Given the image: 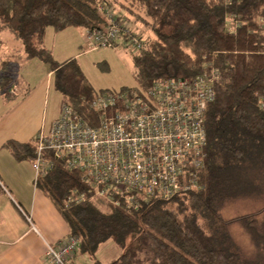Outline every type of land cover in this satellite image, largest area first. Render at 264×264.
<instances>
[{
    "label": "trees",
    "instance_id": "16d2710c",
    "mask_svg": "<svg viewBox=\"0 0 264 264\" xmlns=\"http://www.w3.org/2000/svg\"><path fill=\"white\" fill-rule=\"evenodd\" d=\"M103 4L122 10L133 25L130 33L140 40L132 57L137 84L132 89L193 80L206 64L216 71L213 100L204 112L207 141L198 188L151 199L137 210L100 199L67 205L70 193L86 186L63 159L52 162L36 187L51 200L69 235L80 240L79 252L93 257L106 242L119 248V256L106 264H264V204L230 220L221 216L230 200L250 195L264 200V0H0V33L9 31L20 41L17 54L0 59L3 101L15 96L8 92L18 82L11 68L37 59L50 65L61 104L94 126L90 105L105 91H92L74 60L53 61L43 41L48 28H105L98 10ZM1 147L18 162L34 161L35 138L9 139ZM232 224L250 238L248 256L232 238Z\"/></svg>",
    "mask_w": 264,
    "mask_h": 264
},
{
    "label": "built area",
    "instance_id": "2783aa9c",
    "mask_svg": "<svg viewBox=\"0 0 264 264\" xmlns=\"http://www.w3.org/2000/svg\"><path fill=\"white\" fill-rule=\"evenodd\" d=\"M98 10L107 26L83 33L87 48H139L123 11L105 4ZM203 69L193 80L158 81L145 92L98 94L90 105L96 114L94 126L61 104L58 117L35 136V184L54 160L63 159L69 169L80 172L86 186V191L74 189L67 205L100 199L137 210L151 199L168 200L197 189L207 141L204 112L213 100L217 77L210 64ZM79 247L78 237L68 235L46 246L44 261L72 264Z\"/></svg>",
    "mask_w": 264,
    "mask_h": 264
},
{
    "label": "rangeland",
    "instance_id": "374dc122",
    "mask_svg": "<svg viewBox=\"0 0 264 264\" xmlns=\"http://www.w3.org/2000/svg\"><path fill=\"white\" fill-rule=\"evenodd\" d=\"M115 10L117 12L122 11L119 9ZM130 26L133 28L132 24ZM84 32L85 30L82 32L80 28H69L58 32L48 28L44 36V47L50 51L52 59L56 63L74 60L86 85L96 93L100 91L119 92L122 89L135 88L137 84L132 61L135 51L128 50L123 46L90 50L84 44L82 38ZM19 49L20 41L9 31H5L2 38L0 33V59L2 55L5 56L14 52L17 54ZM11 69L17 76L19 87L17 84L13 85L18 90V93L8 101H3L0 93L1 116L5 114L6 110H9V106L5 107V103L12 102L14 105L10 112L13 118L12 123L10 121H6V123L1 121L0 131L5 129L4 132L7 131L9 135L16 137L18 130H23L25 127L30 128L34 132L44 126L47 129L52 120L57 117L62 102V96L54 88L52 79L50 77L47 78L48 72H51L50 65L33 59L24 61ZM27 98L31 100L23 107L21 105L22 101ZM30 104H32L31 107L28 106ZM27 108L29 109L27 110ZM11 125H13L12 130L10 129ZM23 162L26 161L19 162L20 165L24 166L25 163ZM3 163H9L5 164V166L7 165L8 167L7 172L11 171L12 177L24 176V171L20 168H18V173H13L10 169L13 164L10 161H3ZM263 204L264 200L254 195L230 200L221 208V216L225 220H230L241 215L257 212L263 207ZM229 231L238 246L248 256L253 249L248 235L238 224L230 225ZM119 254L120 250L115 244L106 242L99 247L93 257L86 256L89 257L88 260L91 264L96 262L106 264L116 259ZM74 264H79V262L76 261Z\"/></svg>",
    "mask_w": 264,
    "mask_h": 264
},
{
    "label": "crops",
    "instance_id": "0c3cea01",
    "mask_svg": "<svg viewBox=\"0 0 264 264\" xmlns=\"http://www.w3.org/2000/svg\"><path fill=\"white\" fill-rule=\"evenodd\" d=\"M4 32H1V38ZM10 55H2L1 60ZM49 77L51 78L50 72L47 74V78ZM13 86L9 91L17 95L18 90ZM30 100L28 98L23 100L21 105L24 107ZM5 104V107L9 106V110H6L3 116L0 115V128L1 121L12 123L13 120L10 112L14 105L12 102ZM4 130L0 131V183L3 191L0 194V264H46L44 261L46 246L54 245L67 237L69 229L51 200L36 187L31 164L23 162L24 166L20 165L8 150L1 147L9 139L23 143L31 142L39 130L34 132L25 127L18 130L16 137ZM3 161H10L13 164V167H10L13 173H18V168L22 169L24 176L12 177L11 171L7 172L8 167L5 166L9 163ZM88 258L78 250L71 262L91 264Z\"/></svg>",
    "mask_w": 264,
    "mask_h": 264
},
{
    "label": "bare ground",
    "instance_id": "6f19581e",
    "mask_svg": "<svg viewBox=\"0 0 264 264\" xmlns=\"http://www.w3.org/2000/svg\"><path fill=\"white\" fill-rule=\"evenodd\" d=\"M156 82H158V81H156ZM156 82H154V83H156ZM154 83H153V84H154Z\"/></svg>",
    "mask_w": 264,
    "mask_h": 264
}]
</instances>
